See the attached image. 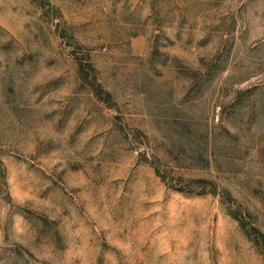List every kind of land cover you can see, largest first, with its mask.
Instances as JSON below:
<instances>
[{"label":"rangeland","instance_id":"374dc122","mask_svg":"<svg viewBox=\"0 0 264 264\" xmlns=\"http://www.w3.org/2000/svg\"><path fill=\"white\" fill-rule=\"evenodd\" d=\"M262 239L264 0H0V264H264Z\"/></svg>","mask_w":264,"mask_h":264},{"label":"trees","instance_id":"16d2710c","mask_svg":"<svg viewBox=\"0 0 264 264\" xmlns=\"http://www.w3.org/2000/svg\"><path fill=\"white\" fill-rule=\"evenodd\" d=\"M258 240V239H257ZM259 242L261 243V248H262V251L264 253V239L262 240H259Z\"/></svg>","mask_w":264,"mask_h":264}]
</instances>
